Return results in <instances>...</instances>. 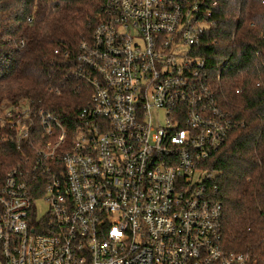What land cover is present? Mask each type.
I'll use <instances>...</instances> for the list:
<instances>
[{
  "label": "built area",
  "instance_id": "obj_1",
  "mask_svg": "<svg viewBox=\"0 0 264 264\" xmlns=\"http://www.w3.org/2000/svg\"><path fill=\"white\" fill-rule=\"evenodd\" d=\"M216 9L104 0L65 76L86 102L72 125L34 100L3 107L2 141L38 149L0 189L1 264H262L225 250L206 167L235 128L198 56Z\"/></svg>",
  "mask_w": 264,
  "mask_h": 264
},
{
  "label": "trees",
  "instance_id": "obj_2",
  "mask_svg": "<svg viewBox=\"0 0 264 264\" xmlns=\"http://www.w3.org/2000/svg\"><path fill=\"white\" fill-rule=\"evenodd\" d=\"M214 1L218 25L198 56L207 60L216 100L232 114L235 128L206 167L216 177L213 198L223 205L225 250L264 264V43L258 38L264 6L262 0ZM103 9L104 0H0V113L34 100L72 125L86 102L65 76ZM7 133L0 127V189L38 149L2 141ZM27 181L37 200L45 186L34 191L41 182Z\"/></svg>",
  "mask_w": 264,
  "mask_h": 264
},
{
  "label": "rangeland",
  "instance_id": "obj_3",
  "mask_svg": "<svg viewBox=\"0 0 264 264\" xmlns=\"http://www.w3.org/2000/svg\"><path fill=\"white\" fill-rule=\"evenodd\" d=\"M38 212H39V216H41V217L46 214L47 206L45 205V203L40 202L38 204ZM0 264H1V262H0Z\"/></svg>",
  "mask_w": 264,
  "mask_h": 264
}]
</instances>
